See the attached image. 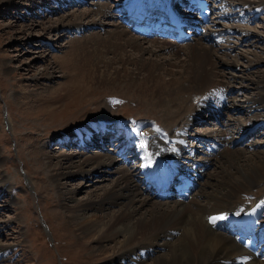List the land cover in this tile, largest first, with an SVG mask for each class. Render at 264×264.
<instances>
[{
	"label": "bare ground",
	"instance_id": "1",
	"mask_svg": "<svg viewBox=\"0 0 264 264\" xmlns=\"http://www.w3.org/2000/svg\"><path fill=\"white\" fill-rule=\"evenodd\" d=\"M3 1L14 8L24 6L16 0ZM48 1L52 0H30V7L41 9ZM146 1L121 0L112 9L107 0H97L85 13L68 14L61 25L73 31L69 42L92 49L86 51L88 65L95 68L101 81L126 90L150 91V102L160 109L165 124L172 126L170 132H164L148 123L131 122L120 126L126 135L111 150L104 147L101 152L46 155L44 166L68 215L65 227L75 239L76 235L93 241L89 247L92 254L106 253L109 258L104 264H264V221L253 218L264 208V194L253 195L245 206L239 203L249 189L263 186L264 192V150L260 148L264 145V76L256 79L252 74L258 64L264 65V39L259 37L263 32L251 27L244 15V11L258 14L264 0H214L217 15H211L203 29L184 44L169 36L147 38L130 29L134 19L131 8L134 13L141 9V14ZM184 7L187 20L195 24L196 14L189 2L185 1ZM121 9L126 21L117 18ZM53 28L57 26H49L46 33ZM95 28L98 31H93ZM89 29V34L80 32ZM168 31L166 28V34ZM233 32L259 39L248 44L251 49L238 50L243 41H236ZM220 41L223 44L217 47ZM74 48L69 43L63 55ZM231 51H237V57L248 65L238 68V62L230 58ZM49 68L53 69L52 65L33 78H50ZM246 89L256 93L237 97ZM234 110L251 115L250 122L242 123L232 114ZM210 111L218 127L193 133L188 146L185 134L189 124L200 118V112ZM231 122L238 125L237 139L228 136ZM94 130L113 134L117 126L110 125L106 117L97 118L62 133L59 140L80 142L78 146L85 147L77 138L91 136ZM254 132L262 141L252 138L243 142L240 138ZM131 144L141 160L136 167L128 166L121 156L122 149ZM196 146L201 149L197 157L193 154ZM100 170L111 176L110 182L86 200L74 198L81 187H69L63 180L85 178ZM163 175L171 181L180 178L176 183L182 185L169 193L159 191L154 184ZM247 224L254 226L257 237L262 236L255 240L259 248L254 252L248 249L253 242L246 236L252 237L243 234Z\"/></svg>",
	"mask_w": 264,
	"mask_h": 264
},
{
	"label": "rangeland",
	"instance_id": "2",
	"mask_svg": "<svg viewBox=\"0 0 264 264\" xmlns=\"http://www.w3.org/2000/svg\"><path fill=\"white\" fill-rule=\"evenodd\" d=\"M16 1L24 6L14 8L9 1L0 0V264H104L109 256L106 253L92 254L89 247L94 245L93 241L89 238L82 240L76 235L78 239H75L72 232L66 229L64 221L68 215L61 208L63 201L60 202L57 197V185L44 166L45 157L65 151H103L104 147L102 149L101 146V149L97 145H94L96 148H85L78 146L80 142L74 143V146L71 145L72 141L59 140L62 133L97 118L106 117L107 122L115 123L131 120L119 127L131 122H149L150 127L164 132H170L172 126L165 124L160 109L150 102V91L126 90L101 81L95 68L93 70L88 65L90 58L86 51L91 52L92 49L87 46L85 50L77 42L68 41L73 31H65L61 25L71 12L80 14L92 8V4H88L90 0L65 6L48 1L46 5L53 7L48 10H44L46 6L41 9L30 7V0ZM217 11H214V16ZM247 14L251 16L250 20L248 18L249 25L262 31L263 36L259 37L264 39V8L257 15L254 13L255 17L253 13ZM54 24L57 28L46 33L48 27ZM95 29L93 31L99 28ZM90 31L81 32L89 34ZM232 36L236 41H243L239 43L238 50L251 49L248 44H254L259 39L252 34L244 38L240 33ZM150 40L145 38L144 41ZM69 43L75 48L65 56L63 54ZM217 44V47L222 46L223 41ZM236 53L230 52L231 60L238 62V68L246 67L248 63L239 59ZM261 55L264 56V51ZM51 65L53 69H48L50 78H33L36 72ZM257 66L253 77L263 78L264 65ZM109 70L112 73L115 67ZM240 92L237 97H243L247 92L256 93L251 89ZM48 110L53 112L49 113ZM234 113L242 123L250 122L251 115L246 112L234 110ZM201 117L205 121L191 122L188 134L189 129L205 131L218 127L215 120L213 122L207 118V114H201ZM173 126L175 128L176 123ZM237 127L230 123L229 137L237 139ZM252 140L262 141L259 136ZM112 142L116 140L112 139ZM186 143L191 145V141ZM247 148L251 150L252 146L248 145ZM260 148L264 150V145ZM129 154L134 163H140L128 166L141 164L137 156ZM106 174V171L100 170L98 174L85 178L69 177L63 180L69 187H81L74 198L86 200L109 184L111 176ZM98 180L102 181L98 183ZM90 183L93 185L88 186ZM262 192L263 186L247 190L239 198L240 205L245 206L250 196H259ZM260 220L264 221V218Z\"/></svg>",
	"mask_w": 264,
	"mask_h": 264
}]
</instances>
